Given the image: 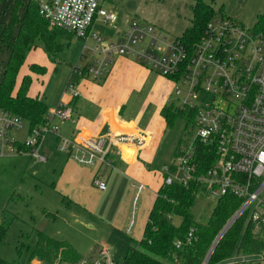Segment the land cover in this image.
I'll return each mask as SVG.
<instances>
[{"label": "built area", "instance_id": "1", "mask_svg": "<svg viewBox=\"0 0 264 264\" xmlns=\"http://www.w3.org/2000/svg\"><path fill=\"white\" fill-rule=\"evenodd\" d=\"M113 2L48 0L41 3L39 13L51 27L86 40L96 19L110 25L118 22L116 14L107 9ZM95 40L102 41L99 37ZM85 51L98 55L94 64L84 69L96 80L107 72L113 56H124L175 81L174 91L179 97L176 107L196 112L197 136L190 147L178 149L171 166L164 167V185L178 183L197 188V195L205 194L217 201L226 196L241 200L242 205L224 229L228 227V231L237 220L245 218L254 236L264 241V37L220 16L208 23L203 37L191 47L180 37L172 41L152 26L135 24L117 44L94 49L85 46ZM74 72L81 74V66H75ZM75 86V82H69L66 91L77 98ZM200 97L201 106L197 107L195 102ZM72 115L73 109L61 104L49 111L44 125L30 131L20 117L0 108V160L29 156L46 163L39 146L50 134L57 137L58 150L83 167L112 168V147L144 146L142 137L130 135L109 134L84 142L59 136L55 121L70 120ZM197 143L206 147L208 160L212 155L214 160L202 172L204 163L199 161ZM171 173L182 176L173 179ZM94 185L102 192L107 189L99 176ZM144 190L143 185L137 188L128 234L134 227L136 207ZM176 246L180 248L181 243ZM214 250L211 255L208 252L202 264L210 263ZM82 264L118 262L111 250L104 248L96 259ZM222 264H264V252L235 254Z\"/></svg>", "mask_w": 264, "mask_h": 264}, {"label": "rangeland", "instance_id": "2", "mask_svg": "<svg viewBox=\"0 0 264 264\" xmlns=\"http://www.w3.org/2000/svg\"><path fill=\"white\" fill-rule=\"evenodd\" d=\"M21 1L27 6L29 0ZM39 1L46 2L47 0ZM195 1L114 0L107 9L116 14L118 22L114 25H103L102 30L106 38L97 42V45L101 47L112 43L117 44L122 38L121 33L135 24L152 26L173 41L181 37L183 32L190 27L192 6ZM203 1L213 2L215 13L218 15L224 13L226 17L235 20L249 30L253 29L257 16L264 13V0ZM13 2L14 0L0 1V25L6 23L8 7L10 8ZM18 12L23 11L19 9ZM87 45L88 48H95L96 44L93 45V41L90 40ZM83 46L84 42L75 38L69 43L66 42L65 54L60 56V61L54 63L47 59L45 52L33 51L20 68L15 91L20 89L24 79H31L28 94L32 97H43L44 89L49 94L60 93L63 90L64 94L68 93L67 83L73 82L75 78V66L78 63L83 66L91 61V58L87 57L81 59ZM3 48L4 45L0 43V79L8 61V51ZM43 55L48 61L45 77L37 75L32 70L34 66L32 59L38 60ZM174 94V105L179 106L177 102L179 97L175 91ZM201 100L202 97L195 102L197 107L201 106ZM196 136L195 124L191 123L186 127V122L182 119H177L175 124L166 131L156 170L161 173L162 177L165 175V165L169 167L173 164L178 149L190 147ZM53 171L50 162L41 163L29 156L0 160V212L6 211L8 217L14 218L4 242L0 245V259L28 264L29 249L35 246L38 233H43L50 238L69 242L80 256L81 260L77 264H82L85 259L93 261L104 248L111 250L114 260L120 263L125 258L127 248L136 246L132 238L142 237L137 230L133 234H126L125 230L114 225L113 221L123 189L108 188L107 192L102 195H96L98 206L94 212L76 206L69 208L60 193L53 189ZM181 176V173L170 174L173 179ZM216 204L217 200L208 195H197L191 207L193 219L196 222L207 223ZM171 220L175 227H180L182 224V219L178 216H173ZM144 223L141 222L140 225L142 231ZM58 262L53 264H59ZM31 264L43 263L34 260Z\"/></svg>", "mask_w": 264, "mask_h": 264}, {"label": "trees", "instance_id": "3", "mask_svg": "<svg viewBox=\"0 0 264 264\" xmlns=\"http://www.w3.org/2000/svg\"><path fill=\"white\" fill-rule=\"evenodd\" d=\"M23 3L21 0L15 1L8 26L0 27V43L10 51L0 79V108L20 117L30 131H33L45 124L49 109L38 97H30L28 94L31 79H24L20 89L15 91L20 68L28 53L38 45L42 46L51 61L58 62L60 55L65 53V43H69L74 37L50 26L39 13V0H29L27 6ZM19 9H24L23 15L19 14ZM220 16L226 17L224 13H215L213 2L196 0L192 6L191 25L180 39L187 46H193L203 37L208 23ZM18 27L19 32L14 39V32ZM253 30L264 37V13L257 16ZM32 70L39 75L45 73V69L35 65ZM162 116L168 128L177 119L184 120L188 127L191 123L195 124L196 112L170 106L163 109ZM197 149L199 161L204 163L202 172L213 164V155L208 160L206 147L201 143H197ZM196 191L197 188L184 187L178 183L163 185L149 213L142 238L133 240L136 246L128 247L125 258L118 264H202L224 227L242 205V201L232 196L223 197L217 201L207 223L196 222L191 214ZM7 215L6 211L0 212V245L5 240L11 221L14 220ZM173 216L182 219L180 227L173 225ZM191 232L192 236L189 237ZM177 242L181 243L180 248H177ZM262 252L264 241L257 239L245 218H241L223 236L209 264H222L235 254L255 255ZM34 260L43 264H53L56 261L59 264H77L81 259L69 242L38 233L35 246L29 249L28 264ZM0 264L21 263L0 259Z\"/></svg>", "mask_w": 264, "mask_h": 264}, {"label": "crops", "instance_id": "4", "mask_svg": "<svg viewBox=\"0 0 264 264\" xmlns=\"http://www.w3.org/2000/svg\"><path fill=\"white\" fill-rule=\"evenodd\" d=\"M0 1L2 2V0ZM15 1L12 3L11 9L8 7L6 23H2L0 27L8 26ZM21 10L23 12H19V14L23 15L24 9ZM104 24L102 19H96L90 28L88 38L81 40L84 42L80 54L81 59L83 57L91 58V63L83 66L80 63L77 64L81 66L82 72L74 76L73 82L76 83L75 89L79 96L74 98L69 92L64 94V90L60 93L49 94L44 89L43 97L38 98L48 106L49 111L61 104L68 105L73 109L70 120L55 121L61 137L84 142L109 134L130 135L137 138L142 137L145 141L144 146L115 145L112 147L110 155L113 167L109 169L80 166L58 150V139L51 134L47 136L45 142L43 141L44 143L40 144L39 152L46 157V162L52 164L54 170L53 189L60 193L69 208L76 206L94 212L98 206L96 195H102L107 192L108 188H113V190L122 188L123 195L113 222L121 230H125L126 234H128L127 231L132 221L133 202L137 188L139 185H143L145 190L137 204L135 224L131 232L133 234L137 230L143 236L149 213L159 190L164 185V177L159 171H156L163 139L169 129L162 116V111L166 107L175 106V81L124 56H113L112 64L99 80L85 74L84 69L94 64L98 55L84 52V47H88L87 43L92 40L93 45L96 44V48L98 45L95 38L99 37L102 41L106 38L105 32L102 30ZM18 32L19 27L15 29L14 39ZM124 32L121 33L122 36ZM3 50L8 51L7 60H9V48L5 46ZM35 50L45 52L42 46L38 45L30 51L31 53H28L27 57ZM46 56L51 63H54L47 54ZM46 56L43 55L38 60L32 59L33 65L45 69L44 74H46V66H48ZM60 59L61 57H59V61ZM30 97L32 96L30 95ZM96 176L105 181L106 191L102 192L96 188L94 185ZM138 213L139 215H137ZM141 222H145L143 231L140 226ZM141 238H132V241ZM85 260L91 262V260Z\"/></svg>", "mask_w": 264, "mask_h": 264}, {"label": "water", "instance_id": "5", "mask_svg": "<svg viewBox=\"0 0 264 264\" xmlns=\"http://www.w3.org/2000/svg\"><path fill=\"white\" fill-rule=\"evenodd\" d=\"M227 229H228V227L225 228V229L223 230V232L220 234V236L217 238V240H216V242H215L213 248H212L211 251L209 252V255L212 254L213 250L216 248V246H217L218 243L220 242L221 238L223 237V235L225 234V232L227 231Z\"/></svg>", "mask_w": 264, "mask_h": 264}]
</instances>
